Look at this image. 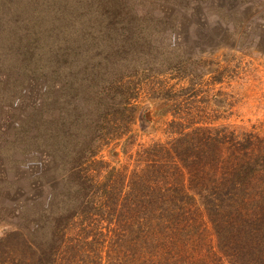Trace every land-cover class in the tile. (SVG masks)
Wrapping results in <instances>:
<instances>
[{
    "label": "trees",
    "instance_id": "1",
    "mask_svg": "<svg viewBox=\"0 0 264 264\" xmlns=\"http://www.w3.org/2000/svg\"><path fill=\"white\" fill-rule=\"evenodd\" d=\"M150 15L156 24L139 25L130 43H104L97 77L75 104L83 117L43 134L40 194L20 202L22 224L0 237V264H264V135L198 120L193 87L202 74L182 76L187 87L162 81L187 66L197 35L165 37L178 24ZM146 16L135 12L134 24ZM242 25L220 30L238 51L249 35ZM141 101L156 120L142 115L140 132L159 131L145 143L133 128Z\"/></svg>",
    "mask_w": 264,
    "mask_h": 264
},
{
    "label": "rangeland",
    "instance_id": "2",
    "mask_svg": "<svg viewBox=\"0 0 264 264\" xmlns=\"http://www.w3.org/2000/svg\"><path fill=\"white\" fill-rule=\"evenodd\" d=\"M62 1L0 0V237L10 223L21 227L19 206L24 197H39L37 174L41 164L47 163L43 134L57 122L83 117L75 104L87 98V79L97 77L101 51L109 49L110 42L130 43L139 25L144 31L156 24L150 14H167L171 26L178 24L174 34L166 28L165 37L182 42L190 34L197 35L185 53L190 55L187 66L166 71L162 81L187 87L189 81L182 76L202 74L193 87L198 120L264 135V0ZM135 12L147 18L134 24ZM225 22L250 27L240 51L235 49L236 39L221 40ZM43 44H48L45 51ZM200 58L203 68L195 65ZM226 68L223 82L215 84L213 76ZM181 99L186 102L190 97ZM139 106L133 128L138 143H145L159 136V131L140 132L142 115L148 113L153 121L156 117L153 108L143 109V101ZM109 154L107 149L104 155Z\"/></svg>",
    "mask_w": 264,
    "mask_h": 264
}]
</instances>
